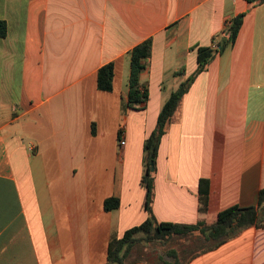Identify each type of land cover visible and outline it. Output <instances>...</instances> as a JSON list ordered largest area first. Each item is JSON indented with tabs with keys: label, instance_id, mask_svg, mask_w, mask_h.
<instances>
[{
	"label": "crops",
	"instance_id": "obj_1",
	"mask_svg": "<svg viewBox=\"0 0 264 264\" xmlns=\"http://www.w3.org/2000/svg\"><path fill=\"white\" fill-rule=\"evenodd\" d=\"M240 15L235 43L195 78L160 139L151 210L179 225L255 206L264 188V0H0V264L106 262L110 242L147 218L143 146L164 102L196 71L197 48ZM148 39V99L134 110L130 52ZM110 62L112 91H98ZM110 198L119 206L105 211ZM188 264H264V229Z\"/></svg>",
	"mask_w": 264,
	"mask_h": 264
},
{
	"label": "trees",
	"instance_id": "obj_2",
	"mask_svg": "<svg viewBox=\"0 0 264 264\" xmlns=\"http://www.w3.org/2000/svg\"><path fill=\"white\" fill-rule=\"evenodd\" d=\"M251 1V0H248ZM242 16L230 21L229 36L216 41L212 47L197 48L199 64L196 71L182 80L164 102L156 121V125L143 146V175L142 187L145 191L144 210L147 213L146 220L123 234L120 239H114L108 245L106 262L104 264H138L146 263L142 260H131L133 253H140V246L145 243H160L167 245L174 238L191 240L197 234V245L188 251L169 250L164 255L156 256L157 264H188L201 254L212 252L244 230L255 228L264 229V188L258 193L257 204L250 207L232 206L219 212L216 221L211 225L199 222L195 225H179L171 223H159L152 214L151 204L154 193L155 159L161 137L164 135L167 125L178 111L184 95L190 89L195 78L202 73L208 64L218 54L232 46L237 38L242 25ZM6 36V25L0 21V38ZM151 39L133 47L130 52V73L128 86L127 107L130 109H142L148 99L146 88L140 82L141 72L146 68L151 57ZM183 74L175 73L174 76ZM114 77V63L110 62L102 66L96 75V87L101 92H111ZM151 162L153 166L151 167ZM153 168V171H151ZM206 181H200V195L202 201L206 195ZM119 201L110 198L104 201V210L117 209ZM186 255V256H185ZM148 263V262H147Z\"/></svg>",
	"mask_w": 264,
	"mask_h": 264
},
{
	"label": "rangeland",
	"instance_id": "obj_3",
	"mask_svg": "<svg viewBox=\"0 0 264 264\" xmlns=\"http://www.w3.org/2000/svg\"><path fill=\"white\" fill-rule=\"evenodd\" d=\"M197 245V238L191 239L187 242L183 239L174 238L171 240L167 245H161L160 243H143L140 246V253H137L136 251L132 255L131 260H142L149 263H155L156 256L157 255H164L169 250H177V251H183V250H189L192 249L193 246L195 247ZM185 250V251H186ZM186 256V255H185Z\"/></svg>",
	"mask_w": 264,
	"mask_h": 264
},
{
	"label": "built area",
	"instance_id": "obj_4",
	"mask_svg": "<svg viewBox=\"0 0 264 264\" xmlns=\"http://www.w3.org/2000/svg\"><path fill=\"white\" fill-rule=\"evenodd\" d=\"M231 23L229 21L226 22L225 24V30L222 33V37L227 38L229 36V27H230ZM118 137H119V145L120 147H123L125 145V132H124V128H121L118 131Z\"/></svg>",
	"mask_w": 264,
	"mask_h": 264
},
{
	"label": "water",
	"instance_id": "obj_5",
	"mask_svg": "<svg viewBox=\"0 0 264 264\" xmlns=\"http://www.w3.org/2000/svg\"><path fill=\"white\" fill-rule=\"evenodd\" d=\"M150 165H151V167H152V166H153V162H151V164H150ZM151 171H153V168H151Z\"/></svg>",
	"mask_w": 264,
	"mask_h": 264
}]
</instances>
